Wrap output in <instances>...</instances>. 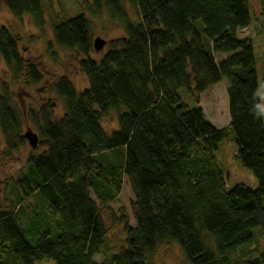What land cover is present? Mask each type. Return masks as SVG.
<instances>
[{"label":"trees","instance_id":"1","mask_svg":"<svg viewBox=\"0 0 264 264\" xmlns=\"http://www.w3.org/2000/svg\"><path fill=\"white\" fill-rule=\"evenodd\" d=\"M5 1L15 17L45 22L46 0ZM253 1L84 0L88 15L56 22L48 43L52 56L54 47L72 51L87 80L82 90L68 75L50 85L61 116L53 100L18 105L14 85L39 88L45 70L0 26V62L10 77L0 92V157L27 146L24 120L39 138L0 185V264H151L167 243L186 264H264V76L254 41L239 36L252 23L264 30V5L254 13ZM90 17L123 32L97 36L109 46L99 58ZM223 80L230 123L218 129L199 96ZM182 89L197 106L183 103ZM110 117L112 130L102 124ZM231 133L255 189L228 187L217 151ZM125 179L135 226L125 212L111 215L125 235L112 249L105 214Z\"/></svg>","mask_w":264,"mask_h":264},{"label":"rangeland","instance_id":"2","mask_svg":"<svg viewBox=\"0 0 264 264\" xmlns=\"http://www.w3.org/2000/svg\"><path fill=\"white\" fill-rule=\"evenodd\" d=\"M46 13L45 22L43 25L39 24L33 16L24 17L20 19L15 17L9 10L7 2L0 0V26H6L12 30L14 34L20 37V51L26 60L33 62H40L42 69L45 70L46 83L39 88L31 90H19L20 85H14L15 99L19 106L24 107V104L31 105V101H38L45 103L48 100H53L54 112L57 116L64 113L63 104L54 92L50 90V85L61 75H68L77 85L79 90H82L87 85V80L82 74L77 65L76 57L70 50L59 49L54 47L58 52L53 56L50 54L48 43L53 41L54 24L58 21L61 22L65 19L73 18L82 13L87 14L84 0H46ZM259 3L264 5V0H254L253 8L254 13L259 12ZM91 28L94 36H103L105 39H113L120 37L123 32L119 27L111 23L101 25L98 20L90 17ZM56 23V24H57ZM264 26V19L261 20ZM252 23L246 29L239 31L241 38L249 37L254 41L255 53L257 58L258 72L262 79L264 76V30L257 27ZM257 26V25H256ZM264 28V27H263ZM104 30V31H103ZM103 31V32H102ZM109 46L105 47L102 51L95 52L93 57L99 58L103 52H107ZM226 56L223 55V58ZM219 60V57L217 56ZM9 69L3 61L0 62V92L1 86L4 82L8 81ZM228 82L223 80L218 84L212 86L203 94H200L199 106H201L206 114L207 120L215 128H223L230 123L229 102H228ZM180 96L183 103L189 107L197 106L195 97L188 91L182 89ZM262 96V92H261ZM103 126L108 130L117 126L115 117L103 120ZM28 129L35 131L27 120H24V131ZM32 152V146L27 142V146L22 148L20 152L15 154L12 158L6 159L0 157V185L18 171V167L24 164ZM238 148L235 142V134L231 133L229 138L224 141L219 150L217 157L220 168L223 174L227 177V184L229 188L243 183L251 188H257L258 181L254 174L245 168L237 157ZM4 198V196H3ZM2 198V200H3ZM93 198L94 195H93ZM135 200V195L129 184L125 179L124 187L118 198L109 204V211L106 210L105 220L109 230V246L115 249L119 243L122 242L125 236L123 233V225L112 219L111 215H116L120 218L121 213L129 218L131 226H135V219L132 213V202ZM4 202V200H3ZM264 246V240L259 242ZM97 262L102 261V256L99 254L95 257ZM37 264H56L53 260H43ZM151 264H186V260L182 251L176 243L164 244L155 256L151 259Z\"/></svg>","mask_w":264,"mask_h":264},{"label":"water","instance_id":"3","mask_svg":"<svg viewBox=\"0 0 264 264\" xmlns=\"http://www.w3.org/2000/svg\"><path fill=\"white\" fill-rule=\"evenodd\" d=\"M107 41L105 39H103L102 37H96L94 39V47L96 49V51H101L103 50V48L105 47ZM26 139L28 140L29 144L32 146V147H37L38 144H39V138H38V134L31 130V129H28L26 132H25V135Z\"/></svg>","mask_w":264,"mask_h":264}]
</instances>
